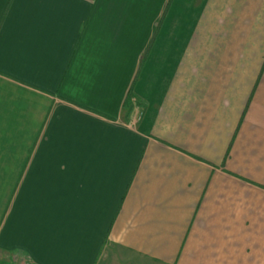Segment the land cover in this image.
I'll use <instances>...</instances> for the list:
<instances>
[{
	"label": "crops",
	"instance_id": "1",
	"mask_svg": "<svg viewBox=\"0 0 264 264\" xmlns=\"http://www.w3.org/2000/svg\"><path fill=\"white\" fill-rule=\"evenodd\" d=\"M264 264V0H0V254Z\"/></svg>",
	"mask_w": 264,
	"mask_h": 264
},
{
	"label": "rangeland",
	"instance_id": "2",
	"mask_svg": "<svg viewBox=\"0 0 264 264\" xmlns=\"http://www.w3.org/2000/svg\"><path fill=\"white\" fill-rule=\"evenodd\" d=\"M0 264H31L29 261H26L21 254L14 253L3 255L0 254Z\"/></svg>",
	"mask_w": 264,
	"mask_h": 264
}]
</instances>
